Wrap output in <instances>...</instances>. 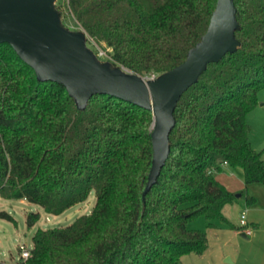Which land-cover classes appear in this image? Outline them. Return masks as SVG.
Wrapping results in <instances>:
<instances>
[{
  "label": "trees",
  "instance_id": "trees-1",
  "mask_svg": "<svg viewBox=\"0 0 264 264\" xmlns=\"http://www.w3.org/2000/svg\"><path fill=\"white\" fill-rule=\"evenodd\" d=\"M64 1L78 25L112 49V63L143 77L182 64L217 4ZM235 4L241 48L209 64L182 96L169 157L145 207L152 112L100 94L80 110L63 85L40 82L10 45H0V196L59 216L96 194L90 214L64 228L39 229L30 257L14 264H184L183 256L208 248L206 233L189 230L188 222L203 216L209 226L219 220L234 228L223 209L237 194L216 175L239 168L247 186L264 185V159L251 145L247 121L264 90V0ZM0 217L15 222L6 212ZM39 219L29 213L28 227Z\"/></svg>",
  "mask_w": 264,
  "mask_h": 264
},
{
  "label": "water",
  "instance_id": "water-1",
  "mask_svg": "<svg viewBox=\"0 0 264 264\" xmlns=\"http://www.w3.org/2000/svg\"><path fill=\"white\" fill-rule=\"evenodd\" d=\"M239 29L235 0H217L207 32L188 52L186 60L149 78L100 60L87 46L85 30H72L64 24L57 0H0V45H10L40 82L63 85L80 110L100 94L152 112L153 159L143 192L144 207L169 157L179 101L209 64L241 48L236 37Z\"/></svg>",
  "mask_w": 264,
  "mask_h": 264
},
{
  "label": "rangeland",
  "instance_id": "rangeland-1",
  "mask_svg": "<svg viewBox=\"0 0 264 264\" xmlns=\"http://www.w3.org/2000/svg\"><path fill=\"white\" fill-rule=\"evenodd\" d=\"M57 7L67 27L72 30L83 29L74 19L64 0H57ZM87 44L92 49L103 50L108 57L112 58L106 44L93 42L90 39L87 40ZM112 61L109 60V62ZM258 97L259 105L248 115L247 121L250 125L249 137L252 147L262 152L264 159V106H262L264 90L259 92ZM216 178L235 194H243L225 209V215L234 228L228 226L225 227L226 229H220L217 226L220 224L219 220H216L213 226H209V221L203 216L188 222L189 230L206 233L208 248L203 256L195 254L183 256L184 264H264V185L247 186L242 170L239 168H231L218 173ZM248 195L255 197V204L248 203ZM95 204L96 194L92 192L86 202L75 205L62 215L55 216L46 213L39 205L25 200L4 199L0 196V213L6 212L15 220L12 222L0 217V261L7 264L18 262L21 258L20 249L25 247L31 250L33 248V237L39 229L67 227L79 217L90 214ZM244 211L247 217V227L241 225V214ZM32 212L39 213L40 219L35 226L29 228L27 216ZM246 229H251V235L244 237Z\"/></svg>",
  "mask_w": 264,
  "mask_h": 264
},
{
  "label": "built area",
  "instance_id": "built-area-1",
  "mask_svg": "<svg viewBox=\"0 0 264 264\" xmlns=\"http://www.w3.org/2000/svg\"><path fill=\"white\" fill-rule=\"evenodd\" d=\"M88 36V39H90V40H92L93 42H96L93 38H91L89 35H87ZM87 39V40H88ZM87 46L89 47V45L87 44ZM89 48H91V47H89ZM109 49H110V52L112 51V49L110 48V47H108ZM92 49V48H91ZM93 50V52L97 55V57L100 59V60H102V61H109V60H112V58H110V57H108V55L103 51V50H101V49H99V50H95V49H92ZM111 56V55H110ZM157 76L156 75H152V76H150L149 78H156ZM246 212L244 211V212H242V214H241V225L243 226V227H247V221H246ZM245 234L246 235H251V229H246V231H245ZM21 250H22V252H21V258H23V259H27V258H29L30 257V255H31V250H29V249H27V248H25V247H23V248H21Z\"/></svg>",
  "mask_w": 264,
  "mask_h": 264
},
{
  "label": "crops",
  "instance_id": "crops-1",
  "mask_svg": "<svg viewBox=\"0 0 264 264\" xmlns=\"http://www.w3.org/2000/svg\"><path fill=\"white\" fill-rule=\"evenodd\" d=\"M259 102H260V100H259ZM262 106H264V104H262ZM256 108H257V107H256ZM253 111H254V110H253ZM253 111H252V112H253ZM252 112H251V113H252ZM251 113H250V114H251ZM247 119H248V118H247ZM249 139H250V137H249ZM250 142H251V141H250ZM251 145H252V144H251ZM230 169H231L230 167L225 166L224 171H226V170H230ZM224 171H223V172H224ZM230 191H231V190H230ZM231 192H232V191H231ZM233 193H234V192H233ZM227 206H228V205H226V206L224 207V209H223V213H224V215H225V209H227ZM225 217H226V215H225ZM226 218L228 219V217H226ZM217 226H218L220 229H226L225 227H227V226H223L222 224H219V225H217ZM203 255H204V254H203ZM203 255H199V256H203ZM183 258H184V257H182V262H183ZM183 263H184V262H183Z\"/></svg>",
  "mask_w": 264,
  "mask_h": 264
}]
</instances>
